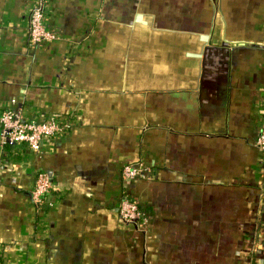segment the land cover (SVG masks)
I'll return each mask as SVG.
<instances>
[{
	"label": "crops",
	"instance_id": "crops-1",
	"mask_svg": "<svg viewBox=\"0 0 264 264\" xmlns=\"http://www.w3.org/2000/svg\"><path fill=\"white\" fill-rule=\"evenodd\" d=\"M35 4L54 37L30 47ZM7 108L69 126L0 137V264H264V0H0Z\"/></svg>",
	"mask_w": 264,
	"mask_h": 264
},
{
	"label": "built area",
	"instance_id": "built-area-1",
	"mask_svg": "<svg viewBox=\"0 0 264 264\" xmlns=\"http://www.w3.org/2000/svg\"><path fill=\"white\" fill-rule=\"evenodd\" d=\"M54 37L45 24V14L40 4H35L28 18V42L34 47ZM255 140V146L264 155V111ZM69 126L68 120L37 119L28 120L18 111L7 108L0 111V137L3 144L11 147H24L38 152L42 140L62 133ZM264 158V156H263ZM140 164H131L123 167L124 177H136L141 174ZM51 176L40 171L36 175L31 190V198L35 205H50V197L55 191ZM119 220L125 224H134L140 228L148 225V216L144 209L135 201L123 198L119 205Z\"/></svg>",
	"mask_w": 264,
	"mask_h": 264
},
{
	"label": "water",
	"instance_id": "water-1",
	"mask_svg": "<svg viewBox=\"0 0 264 264\" xmlns=\"http://www.w3.org/2000/svg\"><path fill=\"white\" fill-rule=\"evenodd\" d=\"M138 18H140V15H138Z\"/></svg>",
	"mask_w": 264,
	"mask_h": 264
}]
</instances>
